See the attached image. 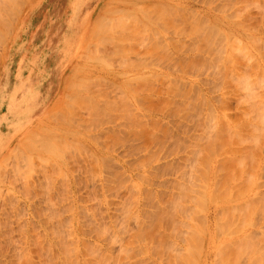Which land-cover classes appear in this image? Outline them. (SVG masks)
Segmentation results:
<instances>
[{
  "label": "rangeland",
  "instance_id": "rangeland-1",
  "mask_svg": "<svg viewBox=\"0 0 264 264\" xmlns=\"http://www.w3.org/2000/svg\"><path fill=\"white\" fill-rule=\"evenodd\" d=\"M5 1L0 264H264V0Z\"/></svg>",
  "mask_w": 264,
  "mask_h": 264
},
{
  "label": "crops",
  "instance_id": "crops-1",
  "mask_svg": "<svg viewBox=\"0 0 264 264\" xmlns=\"http://www.w3.org/2000/svg\"><path fill=\"white\" fill-rule=\"evenodd\" d=\"M79 2H83L82 5H79L78 7V11L80 12V9L81 7L84 5V3L86 2V0H74V2L72 3L73 5L76 4V3H79ZM68 34V33H65L63 35V37ZM81 27L79 25V28L78 30L72 34L70 36V41L66 44H61L60 46V43H59V50L61 51V53H63V56H62V60L63 61H71V58L73 57L74 55V51H75V46L78 44L79 42V39H81ZM62 61V62H63ZM34 92L33 96L30 97V93L31 92ZM38 92V88H31L27 93L26 95L23 97V99L20 101L19 105L17 106V109H16V113H17V118H21L20 116H22L24 114V112H26V115H28V113H30L31 111L28 110L26 111L27 109H29L30 105L25 106L26 104V101L28 100H31ZM30 102V101H29ZM13 108V106H10ZM14 109V108H13ZM39 111V110H38ZM38 113H36L35 115H37Z\"/></svg>",
  "mask_w": 264,
  "mask_h": 264
},
{
  "label": "bare ground",
  "instance_id": "bare-ground-1",
  "mask_svg": "<svg viewBox=\"0 0 264 264\" xmlns=\"http://www.w3.org/2000/svg\"><path fill=\"white\" fill-rule=\"evenodd\" d=\"M2 1H4V0H2ZM90 1V0H89ZM9 2V1H8ZM14 2H15V0H14ZM21 2H23V0L21 1ZM1 3V2H0ZM3 3V2H2ZM7 3V0L3 3L4 5ZM16 3H17V1H16ZM10 4H12V5H10V6H17L16 4L15 5H13V1H12V3H10ZM83 4V2H79V3H76V4H74L73 6H72V14H71V16H70V19H69V25H68V29H67V31H66V33H68V34H66L62 39H61V41H60V46H61V44H66V43H68L69 41H70V36L72 35V34H74L77 30H78V28H79V19H78V16H79V11H78V7H79V5H82ZM85 4V3H84ZM21 5H23V3L22 4H20V6ZM1 6V5H0ZM7 6V5H6ZM24 6V5H23ZM3 7V6H2ZM19 7V6H18ZM14 8V7H13ZM2 10H3V8H1ZM6 9V8H5ZM15 9V8H14ZM8 10V9H7ZM9 11V10H8ZM11 11V10H10ZM15 11V10H14ZM191 12V11H190ZM7 13V12H6ZM5 13V14H6ZM192 13V12H191ZM13 15V13H10V15ZM194 14V13H193ZM7 15H8V13H7ZM15 15V14H14ZM13 15V16H14ZM3 16H6V15H3ZM8 17H10V16H8ZM12 17V16H11ZM15 17H16V15H15ZM14 17V18H15ZM6 19H7V17H6ZM9 19V18H8ZM1 20H3V18H2V16H1ZM5 20V19H4ZM1 22H3V21H1ZM6 22H8V20L6 21ZM13 22V21H12ZM6 24H8V23H6ZM1 25H3L2 23H1ZM0 25V26H1ZM105 25V24H104ZM8 26V28L10 29V27H9V25H7ZM212 29H213V27H212ZM3 30V29H2ZM3 34V33H2ZM1 34V35H2ZM0 35V36H1ZM3 35H6V37H7V35L8 34H3ZM10 36V35H9ZM1 42H3V41H1ZM1 45H3V44H1ZM59 46V47H60ZM58 47V48H59ZM92 59V58H91ZM90 59V60H91ZM43 73V72H42ZM44 74V73H43ZM42 89V88H41ZM34 92L35 91H33V92H31L30 93V97L31 96H33V94H34ZM153 100V99H152ZM30 101V100H29ZM28 100L26 101V104H25V106H27L28 107V105H29V102ZM261 106H259V108H260ZM258 108V109H259ZM9 110H11L10 108H9ZM259 110H261V108L259 109ZM264 113V112H263ZM253 126V125H252ZM252 126H251V128H252ZM254 128L256 127L255 125L253 126ZM59 140V139H58ZM81 213V212H80ZM87 213V212H86ZM88 214V213H87ZM78 219H82V218H78ZM72 220V219H71ZM79 220V221H80ZM84 224H86L85 222H84ZM117 225V224H116ZM72 226V225H71ZM78 228V227H77ZM53 232V231H52ZM56 232H58L57 230H56ZM61 233V232H60ZM59 233V234H60ZM68 233V232H67ZM103 233V232H102ZM54 234H56V233H53V236H55ZM58 234V235H59ZM65 234V233H64ZM63 233H62V238H63V235H64ZM70 234V233H69ZM118 234V233H117ZM114 236V235H113ZM118 237V236H117ZM56 240V239H55ZM65 240V239H64ZM76 242H77V240H76ZM114 242V241H113ZM58 243V242H57ZM81 243V242H80ZM93 245V244H92ZM95 246V245H94ZM90 248H92V247H90ZM127 249V248H126ZM125 249V250H126ZM83 251V250H82ZM26 252V251H25ZM127 252V251H126ZM23 255V254H22ZM25 255H26V253H25ZM22 257V256H21ZM25 257V256H24ZM78 257V256H77ZM23 258V257H22ZM27 258V257H26ZM108 258H110V257H108ZM107 261V260H106ZM113 262L115 261V260H112ZM88 263V262H87ZM120 264V263H119Z\"/></svg>",
  "mask_w": 264,
  "mask_h": 264
}]
</instances>
